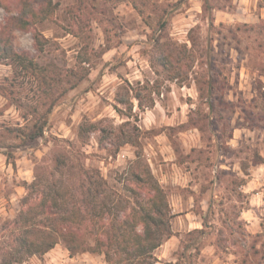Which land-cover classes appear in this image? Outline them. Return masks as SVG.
Returning <instances> with one entry per match:
<instances>
[{
  "label": "rangeland",
  "instance_id": "374dc122",
  "mask_svg": "<svg viewBox=\"0 0 264 264\" xmlns=\"http://www.w3.org/2000/svg\"><path fill=\"white\" fill-rule=\"evenodd\" d=\"M2 1L9 8L0 5V31L21 5ZM136 1L144 14L133 0H87L83 10L80 0H53L52 18L35 25L48 39L42 51L33 30L14 32L15 49L33 65L0 62V262L16 247L12 221L27 186L37 176L44 181L37 201L58 188L82 199L83 165L101 173L112 199L131 207V170L150 167L168 195L173 231L155 264H264V0ZM161 19L163 41L192 48L183 79L151 62L149 22ZM80 60L89 72L69 88ZM42 68L56 78L57 101L46 116L50 100L36 76ZM123 95L132 109L118 101ZM35 123L43 126L37 138L10 132ZM190 196L194 224L184 216ZM48 216L63 210L35 220ZM52 250L66 264H108L103 253H72L62 241ZM43 255L13 264H45Z\"/></svg>",
  "mask_w": 264,
  "mask_h": 264
},
{
  "label": "trees",
  "instance_id": "16d2710c",
  "mask_svg": "<svg viewBox=\"0 0 264 264\" xmlns=\"http://www.w3.org/2000/svg\"><path fill=\"white\" fill-rule=\"evenodd\" d=\"M134 7L142 15L144 14L136 0ZM0 5L8 10L4 1ZM56 3L53 0H21L17 14L11 15L3 29L0 31V62L6 59H14L28 68L33 65L29 60L28 52H18L15 49V31L33 30L34 46L42 51L48 39L43 33L35 28L38 22L52 18ZM79 8L87 7V0H80ZM163 19L157 26L149 22L153 31V49L151 62L153 66H159L166 72L170 79H183L187 72L185 67L190 60L194 59L192 48L186 44H177L172 41H163L162 35H157L165 26ZM76 81L69 87L74 88L88 74L80 60L79 67L71 70ZM41 86V94L50 100L45 112L51 113L57 97H54L53 83L56 78L49 75L48 69L42 68L36 73ZM209 87L214 88L212 79L208 82ZM63 94V93H62ZM139 104L143 106V98L140 92L135 95ZM118 101L127 104L130 109L133 103L129 96H121ZM45 105L46 102L44 101ZM31 113H39V107L34 106ZM21 130H23L21 132ZM90 130L86 129L85 132ZM13 134L21 135L23 139H33L43 134V126L35 123L33 126L10 129ZM133 140L131 135L122 137L118 146ZM101 144L104 140H100ZM60 160L58 163L61 164ZM83 182L81 183L82 199L77 198L69 190H53L44 197L34 198L43 186L44 181L37 176L27 189L28 194L23 200V209L18 217L12 221L14 228L18 230L15 236L16 247L9 251L8 257L0 264H13L23 261L27 256L42 255L54 248L59 242H63L72 253L76 252H100L105 256L108 264H155L158 258L155 251L163 244L164 240L172 234L171 206L165 188L160 184L150 167L144 171L131 170V178L136 187L127 185L135 194L137 204L132 207L124 205L122 200L115 201L107 194L105 179L96 170H88L80 166ZM69 189V188H68ZM35 200V201H34ZM62 208L63 216L58 218L47 217V221L37 222L35 218L39 214L55 213ZM130 208V211H129ZM122 214V215H121ZM91 236V238L89 237Z\"/></svg>",
  "mask_w": 264,
  "mask_h": 264
},
{
  "label": "crops",
  "instance_id": "0c3cea01",
  "mask_svg": "<svg viewBox=\"0 0 264 264\" xmlns=\"http://www.w3.org/2000/svg\"><path fill=\"white\" fill-rule=\"evenodd\" d=\"M182 205V203H180ZM194 206V198L193 196H190L188 198V204H187V210L184 211V216H185V222H189L191 224H194V223H198V221H194V217H193V212L192 210H190L191 207ZM186 208V207H185ZM189 219V220H188ZM56 250H52V251H49V252H46L44 255H43V258H44V263L45 264H66V261L67 259H64L62 256V253L60 255H57L55 254ZM73 257L71 256H68V260H71ZM40 262H42L41 259H39ZM66 260V261H65Z\"/></svg>",
  "mask_w": 264,
  "mask_h": 264
}]
</instances>
